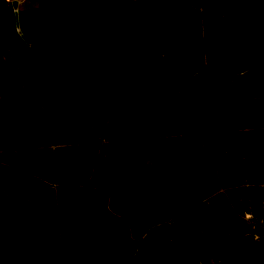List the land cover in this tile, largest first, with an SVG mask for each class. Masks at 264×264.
Here are the masks:
<instances>
[{"label":"rangeland","instance_id":"1","mask_svg":"<svg viewBox=\"0 0 264 264\" xmlns=\"http://www.w3.org/2000/svg\"><path fill=\"white\" fill-rule=\"evenodd\" d=\"M13 1L0 255L56 207L63 257L20 264H264V0H34V48Z\"/></svg>","mask_w":264,"mask_h":264},{"label":"crops","instance_id":"2","mask_svg":"<svg viewBox=\"0 0 264 264\" xmlns=\"http://www.w3.org/2000/svg\"><path fill=\"white\" fill-rule=\"evenodd\" d=\"M24 220V219H23ZM20 221L25 225L30 221ZM35 224L40 226L41 229L47 231V234L50 236L47 238L46 242L42 245L43 251L36 253H32V255H28L27 253H19L14 250L16 245L14 244L15 238L14 235L9 234L8 240L5 243L8 251L4 255H0V261L5 260L9 263H19L28 261L29 259H37V263H45L46 261H58L63 257V243H62V225L60 215L58 213V209L52 208L49 212H47L46 217H35ZM26 222V224L24 223ZM21 229L25 230L26 228ZM4 257V258H3Z\"/></svg>","mask_w":264,"mask_h":264},{"label":"water","instance_id":"3","mask_svg":"<svg viewBox=\"0 0 264 264\" xmlns=\"http://www.w3.org/2000/svg\"><path fill=\"white\" fill-rule=\"evenodd\" d=\"M216 4H224L223 2H220L219 0H215ZM36 4V1L34 0H29V1H19V0H14L12 2V7L15 15V20H16V30L19 35V37L30 47H39L40 45H34L29 42L25 31L23 29V15L26 11H28L33 5Z\"/></svg>","mask_w":264,"mask_h":264}]
</instances>
